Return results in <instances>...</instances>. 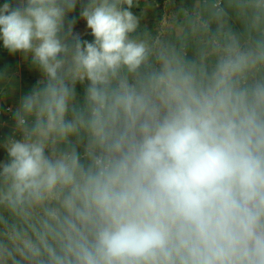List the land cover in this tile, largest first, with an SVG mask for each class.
Returning a JSON list of instances; mask_svg holds the SVG:
<instances>
[{
	"label": "clouds",
	"instance_id": "9594fccd",
	"mask_svg": "<svg viewBox=\"0 0 264 264\" xmlns=\"http://www.w3.org/2000/svg\"><path fill=\"white\" fill-rule=\"evenodd\" d=\"M159 7L0 5L41 76L0 141V264H264V0Z\"/></svg>",
	"mask_w": 264,
	"mask_h": 264
},
{
	"label": "rangeland",
	"instance_id": "374dc122",
	"mask_svg": "<svg viewBox=\"0 0 264 264\" xmlns=\"http://www.w3.org/2000/svg\"><path fill=\"white\" fill-rule=\"evenodd\" d=\"M12 0H9L11 2ZM6 0L0 1V5L5 3ZM160 7L154 12H149L147 20L149 27L159 18V14L163 12L164 0H158ZM179 2V0H177ZM79 6H77L76 12L72 14L75 18V31L79 32L83 39L91 41L93 37L89 34L90 30L87 29L86 22L79 17ZM134 14L140 15L141 8H133ZM2 52V53H1ZM0 75H5L13 83V88L11 91V96L8 100L14 99V101H2L0 99V105L4 107L11 108V115L0 117V141L11 133L13 120L12 113L15 108L18 107L20 98L29 93L31 89L36 85L37 81L40 80L41 76L38 69L33 68L30 62L25 61L20 53L15 55L10 54L6 49L3 48L2 41H0ZM12 78V79H11ZM77 93L80 97L83 96V86H77ZM6 159V153L2 148H0V161Z\"/></svg>",
	"mask_w": 264,
	"mask_h": 264
},
{
	"label": "built area",
	"instance_id": "2783aa9c",
	"mask_svg": "<svg viewBox=\"0 0 264 264\" xmlns=\"http://www.w3.org/2000/svg\"><path fill=\"white\" fill-rule=\"evenodd\" d=\"M11 108L10 107H4L0 105V117L2 116H10L11 115Z\"/></svg>",
	"mask_w": 264,
	"mask_h": 264
},
{
	"label": "crops",
	"instance_id": "0c3cea01",
	"mask_svg": "<svg viewBox=\"0 0 264 264\" xmlns=\"http://www.w3.org/2000/svg\"><path fill=\"white\" fill-rule=\"evenodd\" d=\"M0 1H2V0H0ZM5 1V0H4ZM11 2H13V0L11 1ZM2 53V52H1ZM12 79V78H11ZM11 81V80H10ZM12 85H13V83H11ZM11 91H8L7 92V94L3 97V99H2V101H6L5 103H9V101H14V99H11V100H8V98H10V96H11Z\"/></svg>",
	"mask_w": 264,
	"mask_h": 264
}]
</instances>
